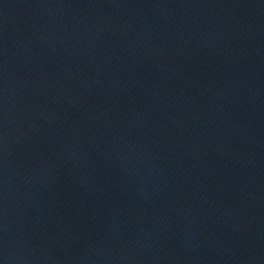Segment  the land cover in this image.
Returning <instances> with one entry per match:
<instances>
[{
    "label": "water",
    "instance_id": "water-1",
    "mask_svg": "<svg viewBox=\"0 0 264 264\" xmlns=\"http://www.w3.org/2000/svg\"><path fill=\"white\" fill-rule=\"evenodd\" d=\"M0 264H264V0H0Z\"/></svg>",
    "mask_w": 264,
    "mask_h": 264
}]
</instances>
